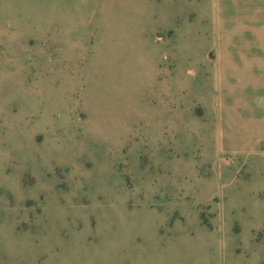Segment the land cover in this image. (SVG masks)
Returning a JSON list of instances; mask_svg holds the SVG:
<instances>
[{
  "label": "rangeland",
  "instance_id": "1",
  "mask_svg": "<svg viewBox=\"0 0 264 264\" xmlns=\"http://www.w3.org/2000/svg\"><path fill=\"white\" fill-rule=\"evenodd\" d=\"M34 1L91 20L0 25V264H264V0Z\"/></svg>",
  "mask_w": 264,
  "mask_h": 264
},
{
  "label": "crops",
  "instance_id": "2",
  "mask_svg": "<svg viewBox=\"0 0 264 264\" xmlns=\"http://www.w3.org/2000/svg\"><path fill=\"white\" fill-rule=\"evenodd\" d=\"M4 2L0 9V25H78L85 21L88 23L91 19L80 20L78 18H64L63 7H57L59 15L55 18H48L42 15L46 6L38 4L34 0H2ZM102 19V18H101ZM96 21V19H92ZM97 24L100 22L96 21ZM106 23V21H105ZM106 24H110L107 23Z\"/></svg>",
  "mask_w": 264,
  "mask_h": 264
}]
</instances>
